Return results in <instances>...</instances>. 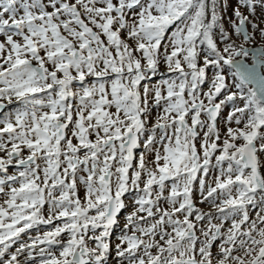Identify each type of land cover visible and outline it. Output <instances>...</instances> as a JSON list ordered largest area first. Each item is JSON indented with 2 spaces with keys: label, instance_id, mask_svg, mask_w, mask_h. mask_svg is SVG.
Wrapping results in <instances>:
<instances>
[{
  "label": "snow or ice",
  "instance_id": "snow-or-ice-1",
  "mask_svg": "<svg viewBox=\"0 0 264 264\" xmlns=\"http://www.w3.org/2000/svg\"><path fill=\"white\" fill-rule=\"evenodd\" d=\"M227 2L0 0V264H264V0Z\"/></svg>",
  "mask_w": 264,
  "mask_h": 264
},
{
  "label": "rangeland",
  "instance_id": "rangeland-1",
  "mask_svg": "<svg viewBox=\"0 0 264 264\" xmlns=\"http://www.w3.org/2000/svg\"><path fill=\"white\" fill-rule=\"evenodd\" d=\"M235 5H236V0H228V2H227V11H226V13H225L226 16H231V15H232V9L235 7ZM241 11L247 12V10H246V9H243V8L241 9ZM256 14H257V15H260V14H261V7H260V5H259L258 0H257V12H256ZM225 26H227V21H225ZM0 39H2V37H0ZM257 40H259V37H257ZM254 46H258V45H250L249 48H250V47H254ZM246 61H247L248 63H251V62H252L250 58H246ZM162 70H163V69H162ZM226 70L229 71V74H231V71H232V70L227 69V67H226ZM204 88H205V90H207V86H206V85L204 86ZM10 107H15V105L10 106ZM154 115H155V113H154ZM223 115H225V116L227 115V109L224 110ZM221 127H223L222 124H221ZM82 194H83V193L81 192V195H82ZM197 206H198L199 208L203 209L204 211H208V210H209V207H208V205H206V204H200V203H198ZM128 211H131V208H129ZM126 214H127V213L125 212V213H123V214L120 216V223H119L120 226L115 230V233H119V229L123 227V224H124V216H125ZM216 222H218V221H216ZM115 233H114V237H113V239H115V237L119 235V234H115ZM33 234H35V233H33Z\"/></svg>",
  "mask_w": 264,
  "mask_h": 264
},
{
  "label": "water",
  "instance_id": "water-1",
  "mask_svg": "<svg viewBox=\"0 0 264 264\" xmlns=\"http://www.w3.org/2000/svg\"><path fill=\"white\" fill-rule=\"evenodd\" d=\"M255 47V46H254ZM252 47H250V49H251ZM248 63V62H247ZM249 64H251V63H249Z\"/></svg>",
  "mask_w": 264,
  "mask_h": 264
},
{
  "label": "flooded vegetation",
  "instance_id": "flooded-vegetation-1",
  "mask_svg": "<svg viewBox=\"0 0 264 264\" xmlns=\"http://www.w3.org/2000/svg\"><path fill=\"white\" fill-rule=\"evenodd\" d=\"M251 59V57H249Z\"/></svg>",
  "mask_w": 264,
  "mask_h": 264
}]
</instances>
